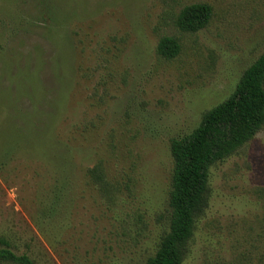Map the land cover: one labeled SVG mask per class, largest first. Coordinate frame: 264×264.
<instances>
[{"label":"rangeland","instance_id":"374dc122","mask_svg":"<svg viewBox=\"0 0 264 264\" xmlns=\"http://www.w3.org/2000/svg\"><path fill=\"white\" fill-rule=\"evenodd\" d=\"M44 2L0 0V149L9 112L51 127L46 144L22 127L35 153L0 157V246L35 264H144L167 230L169 142L264 52V0H52L59 26ZM192 4L213 16L182 34L175 20ZM165 36L181 42L173 60L156 54ZM98 164L106 189L86 174ZM210 181L183 264H264V129Z\"/></svg>","mask_w":264,"mask_h":264},{"label":"trees","instance_id":"16d2710c","mask_svg":"<svg viewBox=\"0 0 264 264\" xmlns=\"http://www.w3.org/2000/svg\"><path fill=\"white\" fill-rule=\"evenodd\" d=\"M45 0L43 8L47 21L54 26L62 25L58 18L60 7ZM42 3V2H41ZM52 16V17H51ZM213 16L207 4L185 6L175 20L176 29L182 34L195 35L204 30ZM182 50L181 42L173 36L160 38L157 56L173 60ZM11 104L12 101H11ZM9 112L8 124L12 129L13 141L7 149H0V157L34 150L25 142L22 127H29L33 142H44L50 132L48 127L35 131L29 118L23 114ZM264 129V52L242 73L231 94L218 105L203 112L198 126L189 134L172 138L169 151L172 160L171 188L168 194V225L160 238L153 256L144 264H183L190 253V244L200 219L210 207L212 189L211 169L237 154ZM22 141V142H18ZM54 149L57 150L56 147ZM44 152V150H43ZM41 151V154L43 153ZM33 153H35L33 151ZM62 153L61 161L68 159V152ZM87 176L93 184L106 189L103 168L98 164L87 169ZM0 264H35L27 254H18L7 241L0 246Z\"/></svg>","mask_w":264,"mask_h":264}]
</instances>
